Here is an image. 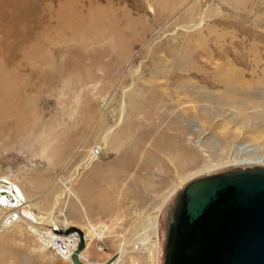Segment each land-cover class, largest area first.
Here are the masks:
<instances>
[{
  "label": "rangeland",
  "instance_id": "rangeland-1",
  "mask_svg": "<svg viewBox=\"0 0 264 264\" xmlns=\"http://www.w3.org/2000/svg\"><path fill=\"white\" fill-rule=\"evenodd\" d=\"M193 7L199 12L207 10L206 22L200 30L188 32L179 27L195 24L186 19ZM189 73L198 76L200 86L210 89L200 87L194 116L184 109L190 105L182 102V87L189 82ZM228 74L237 76L236 87L258 84L262 90L254 92L263 98L248 99L234 86H220L221 81L214 85V79ZM203 78L207 81H201ZM133 80L139 89L129 93H135V106L142 107L140 98H149L152 91L158 102L153 107L157 113L150 120L138 116L131 123L130 137L135 138L136 132L160 133L145 135L136 153L127 156L134 168L120 171L126 181L94 184L83 204L66 199L58 213L60 223L54 231L47 226L53 235L72 234L78 241L80 229L84 244L76 255H86L91 264H111L117 251L112 246L116 234H126L132 227L142 232L145 218L164 204L158 262L163 264L172 213L181 191L174 194L173 189L180 183L182 171L204 170L207 158L221 165L250 154L247 147H252L243 141H251L249 134L264 137V89L260 83L264 80V0H0V187L3 175L20 177L18 181L27 192L41 199L50 186L52 196L61 193L72 177L74 189L85 187L90 168L85 156L81 153L73 158L70 154L67 160L71 157L73 162L60 164L42 152V144L50 138L53 147L70 140L80 143L90 135L89 157L102 153L93 148V132H83L86 108L104 113L107 123L114 124L123 89ZM113 92L116 100L107 106ZM164 113L177 117L161 125ZM191 121L201 131L193 136L196 146L190 149L196 157L193 166H186L180 163L184 154L190 153L187 135ZM45 131L48 135H43ZM26 137L31 144H22ZM107 157V164L115 162V155ZM123 165L119 161L114 170ZM230 168L234 166L217 171ZM110 171L97 170L89 180ZM29 175L32 188L23 181ZM52 202L49 199L43 205ZM88 220L95 225L116 222L113 238L93 236L87 249L83 228ZM94 245L103 247L104 252L98 247L93 251ZM135 255L146 264L142 253ZM0 264L76 263L73 257L57 252L46 237L36 238L27 226L20 231L0 219Z\"/></svg>",
  "mask_w": 264,
  "mask_h": 264
},
{
  "label": "bare ground",
  "instance_id": "bare-ground-1",
  "mask_svg": "<svg viewBox=\"0 0 264 264\" xmlns=\"http://www.w3.org/2000/svg\"><path fill=\"white\" fill-rule=\"evenodd\" d=\"M206 14H207V10L205 11L201 10V12H199L196 9H194V7L190 8V11L187 12L186 19H188L190 22H193L195 24L194 25L183 24V25H180L179 28L184 29L188 32H194V31L200 30L206 22V16H207ZM190 69H188V71ZM136 72H137L136 74H138V77L140 78V75H139L140 69H137ZM188 75H189V79H188L189 82L186 83L185 86L183 85L182 87L184 89L182 90L181 93L185 97V101H182V102L190 105V106L184 107V109L185 111L191 110V113H193V116H194L196 114L195 112L196 110L195 103H197L196 98H198L197 96L198 94H200L199 93L200 87L203 88L204 90H210V89L200 86V81L198 80V76L196 78V76L192 75V73H189ZM241 77L244 78L243 75ZM214 80L216 81L214 82V85H217L221 81L219 85L222 87H226V89H228V85L232 87L234 86V83L235 84L238 83L237 76L231 75V74H228L225 78H217ZM201 81H207V79L203 78V80ZM260 83L263 84L262 87L264 89V80H260ZM257 85L258 84L251 83V84L244 85L241 87V84H240L237 87L234 86L237 89L234 87L233 89L235 91H240L242 94L248 95L247 96L248 99H253V100L255 99L257 100V98L262 99L263 96H259L257 93L254 92V91L261 89L260 86L257 87ZM136 86H137L136 81L133 80L132 84L128 88L123 89L124 91L122 92L123 97H122L121 102L118 105V112L115 117L114 124L107 123L108 119L106 115H104V113H100L96 111L93 112L92 110L89 111V109L86 108L87 113H85V116L83 117V120H82L84 124L83 132L87 133L88 130L93 132L96 138L95 143L91 142L93 144V148L96 147L98 151L102 150V153L99 152V154H96L93 157H89L90 150L88 149L87 144L91 140L90 135H88L80 143H76V141L70 140L64 145L54 146V147L52 145L51 138L43 142L42 152L45 153L46 156L50 158L51 160H53V158L56 159L57 162H59L60 164L62 162L67 163V164L72 163L73 158H75L78 154H81V153L85 156V159L89 161L88 166L90 168L88 171H86V173H88L86 177L88 182L86 183L85 187H79L81 190L74 189L73 177H72V179H70V185L65 184V188L63 189L61 193L57 194L56 196L55 195L52 196L50 193L52 190V186H50L45 191L44 195H42V199H41V196L33 197L27 192V189L25 188V186L20 181H18L21 179L20 177L11 178L9 175H3L5 176V178H4V182H2V186L0 187V216H1L0 219L2 220L4 224L10 222L20 231L23 230L25 226H27L30 234L32 233V235L36 236V238L38 236L39 238L46 237L47 242L50 245H53L54 249L60 254H62L64 257L69 256V258H71L73 257V254H76L77 250L79 249L78 248L79 241L76 239V237H74V235L70 234L66 236H56L52 234V231H54V227L55 226L57 227L58 223H60L58 213H60V211L63 210L64 201L66 199L68 201L71 198H74L77 202L83 204L85 203L83 197L91 194L90 192L94 184L103 186L105 183L117 182V180H120V179L122 181L123 180L126 181L127 179L120 175V171L122 169L131 170L134 168V166L127 161L129 158L127 156L129 154L136 153V151L138 150V146L140 145V142L144 140L145 135L153 136L155 134L158 135L160 133L158 130H153V132H142L141 134L136 135L137 133L136 132L134 135L135 138L130 137V136H133L131 135L132 130H131L130 125L133 121L137 119L138 116L142 118H146L147 120H150L151 115L155 116V114L157 113V110L155 112V109L153 107L156 105L158 101L156 100V97L153 91L151 92L152 96L150 95L149 98L148 96L145 97L142 95V99L147 98L145 100H142L140 98L139 105H141L142 107L135 106L133 104L134 102L132 100L134 98L133 96L135 95V93L133 94V96H131L129 93L132 91V89H135ZM166 88L167 87L165 86V89ZM137 90L135 89V91ZM168 91L170 90L168 89ZM156 93L158 94V92ZM262 93L264 94V91H262ZM115 94L116 92H113L112 94L108 96L107 103H106L107 106H111L110 104L113 103V101L115 102L116 100ZM236 94L238 98L241 96L238 93ZM205 97L207 98L208 96L206 95ZM179 103L180 102H177L178 106H179ZM263 107H264V104H263ZM169 113L168 114L164 113L161 116L162 119H164L163 123L161 122V125H163L167 121H173L177 117V116L172 117L169 115ZM143 124H144L143 122L142 124H140V128L143 126ZM190 124H191L190 125L191 127L190 135L189 134H188L189 136L187 135V137L191 140L189 141L188 147H187L190 153L184 154V157L183 159L181 158V163H180L181 165H186V166L187 165L193 166L192 162L196 158L194 153L191 152V150H193L194 147L196 146L194 144L196 141L193 142L194 140L193 136L196 134V132L201 131V129H199L198 126L193 123V121H191ZM93 127H97V128L94 129ZM1 129H3V127H1ZM221 130H223V128H221ZM46 131L43 133V135H48ZM248 137L251 139V141H248V143H246V141H243V143L244 145L249 144V146L252 147L251 149L247 147V151L250 154L237 156L233 159L230 158L229 160L225 162V164H221V165L217 164L216 162H211L212 158H207L204 155L207 158L206 163H209V164L204 168V170H200L197 172L196 171L193 172L192 170L188 171L187 169H184V171H182V174L179 175V178H178L180 183L175 186V189H173V191L176 190L174 194L179 192L191 180L199 178V177L211 175L214 173H218L217 171L218 168L223 167V166L233 165L234 168L264 166V150H263L264 144L261 142V141L264 142V139H262L264 137L257 136L255 134H249ZM28 139L29 138L27 137L24 138L22 144L25 145V144H28V142L31 144V142ZM129 140H130V145L128 146L127 143H129ZM189 145H191L192 147ZM127 146L129 149L127 152H124L123 149L127 148ZM215 146L220 147V145L217 144L216 142H215ZM233 147H234V144L232 145V149ZM236 147H237V144L235 145V148ZM223 151H226L225 147L223 148ZM70 154H72L71 157L73 158L70 157V159L67 160ZM111 155H115L116 157L114 160L115 162L111 164H107V161H110L109 159L107 160L108 158L107 156H111ZM119 161L124 162V165L122 166L121 169L114 170L116 168V164ZM125 161H127V163H125ZM101 169L111 170L110 171L111 173L105 174L97 178L96 180H93V179L89 180L90 175L93 174V172L97 170H101ZM30 176L31 175L25 176V179H23V181H25V183L28 182L29 184H27V186L29 188H32L33 181L31 180ZM76 179L77 178H75V180ZM7 182H11L12 184H14L13 185L14 187L16 186V188L9 186L8 185L9 183ZM49 199L53 200L52 204L51 205L46 204L48 207H44L46 206V205H43L44 202ZM89 201H91V198H89ZM163 208H164V204L163 206L160 205V207L157 210H155L156 211L155 214L152 213L145 218V220L143 221L142 232L137 227L135 228L132 227L131 230H129V232L126 234H123V233L116 234V237L113 240L112 246L114 249L117 248V251H116L115 256L113 257L114 260L111 264H127L128 260H130L129 264H141L139 261V257L135 255L138 253H142L144 255L146 264H158L159 245H160V242H159L160 241V238H159L160 237V215L163 211ZM119 216H117L116 218L117 222L118 220H120L118 219ZM115 224L116 222H110V223L101 222V224L95 225L92 221H89V224L85 228L82 227L83 229H85V239H86L87 246H88L87 249H90L89 246H91L90 244H92L91 242H92L93 236L98 237V239H112L113 233H114L112 227ZM47 226L53 227L52 231L51 229L50 230L47 229ZM92 247H93V251L97 247H98V251L100 250L104 252L105 250L103 247L101 246L99 247L97 245H94ZM78 259L79 261H82L83 263L91 264L88 261L86 255H83L82 253L80 254Z\"/></svg>",
  "mask_w": 264,
  "mask_h": 264
},
{
  "label": "water",
  "instance_id": "water-1",
  "mask_svg": "<svg viewBox=\"0 0 264 264\" xmlns=\"http://www.w3.org/2000/svg\"><path fill=\"white\" fill-rule=\"evenodd\" d=\"M73 260L86 264L76 254ZM163 264H264V166L188 182L177 196Z\"/></svg>",
  "mask_w": 264,
  "mask_h": 264
}]
</instances>
